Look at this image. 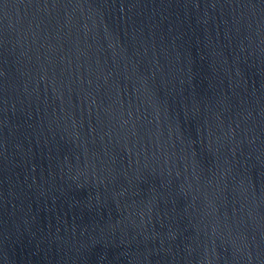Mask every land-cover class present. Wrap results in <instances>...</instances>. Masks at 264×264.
I'll return each mask as SVG.
<instances>
[{
  "label": "water",
  "instance_id": "obj_1",
  "mask_svg": "<svg viewBox=\"0 0 264 264\" xmlns=\"http://www.w3.org/2000/svg\"><path fill=\"white\" fill-rule=\"evenodd\" d=\"M0 264H264V0H0Z\"/></svg>",
  "mask_w": 264,
  "mask_h": 264
}]
</instances>
